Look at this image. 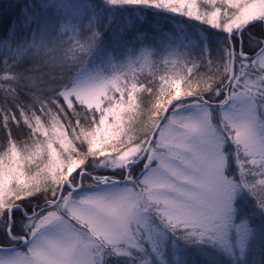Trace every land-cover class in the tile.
<instances>
[{"label":"snow or ice","instance_id":"1","mask_svg":"<svg viewBox=\"0 0 264 264\" xmlns=\"http://www.w3.org/2000/svg\"><path fill=\"white\" fill-rule=\"evenodd\" d=\"M0 264H264V0H9Z\"/></svg>","mask_w":264,"mask_h":264},{"label":"trees","instance_id":"2","mask_svg":"<svg viewBox=\"0 0 264 264\" xmlns=\"http://www.w3.org/2000/svg\"><path fill=\"white\" fill-rule=\"evenodd\" d=\"M12 11V5L9 3V0H0V12L7 15Z\"/></svg>","mask_w":264,"mask_h":264}]
</instances>
